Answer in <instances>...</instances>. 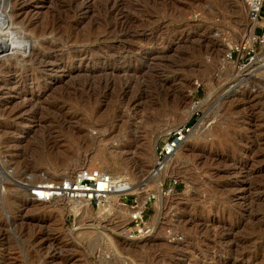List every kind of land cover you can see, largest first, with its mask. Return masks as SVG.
I'll return each mask as SVG.
<instances>
[{"label":"rangeland","instance_id":"374dc122","mask_svg":"<svg viewBox=\"0 0 264 264\" xmlns=\"http://www.w3.org/2000/svg\"><path fill=\"white\" fill-rule=\"evenodd\" d=\"M81 1L91 5L86 13ZM102 1L76 0L72 13L65 11L71 36L86 30L90 38L72 39L50 73L27 63L31 70L0 74V264H264V44L246 66L225 56L252 26L244 3L111 0L127 13L109 17ZM58 3L0 0V22L9 26L8 13L16 14L10 30L25 39ZM112 17L122 20L121 32H109ZM25 22L26 31L19 30ZM112 62L142 72L103 74ZM69 66L95 75L86 80ZM195 107L182 157L148 178L154 141ZM71 114L84 125L73 129L77 138L63 123ZM82 166L127 176L137 194H159L147 204L152 233L126 236L128 208L75 211L70 201L44 205L30 196L31 184ZM165 178L172 190L158 193Z\"/></svg>","mask_w":264,"mask_h":264},{"label":"built area","instance_id":"2783aa9c","mask_svg":"<svg viewBox=\"0 0 264 264\" xmlns=\"http://www.w3.org/2000/svg\"><path fill=\"white\" fill-rule=\"evenodd\" d=\"M244 3L247 17L255 22L253 31L244 40L235 42L226 51L229 60L237 61L242 66L255 62L260 47L264 44V0H241ZM240 53L237 60L234 54ZM242 59V60H241ZM193 125L191 117L185 122L172 127L161 137L155 147L153 162L148 171L149 176H156L168 165L171 157L181 147L187 136L191 133ZM170 182L166 185V178L162 184L165 194L166 188L172 190ZM29 193L32 199L51 202L57 199H71L89 203L93 207L108 209L114 202L120 206H130L128 226L124 232L128 237L148 236L153 231V225L147 218V204L155 199L152 188H148L144 202L141 203L139 195L134 192V184L126 177L113 176L106 170L98 167L82 166L62 176L47 178L42 182L30 185ZM112 211V210H111ZM110 212V211H108Z\"/></svg>","mask_w":264,"mask_h":264},{"label":"bare ground","instance_id":"6f19581e","mask_svg":"<svg viewBox=\"0 0 264 264\" xmlns=\"http://www.w3.org/2000/svg\"><path fill=\"white\" fill-rule=\"evenodd\" d=\"M76 0H59V3L58 5H56L55 7V11H56V14L55 12L53 14H51L50 18L49 19H44V23L42 24V26L40 27H36V28H30V32H31V36L30 37H27L25 39H22V38H19V33L16 31V30H10V25H14L16 24L15 23V15L11 14V13H8L9 14V23L10 25L8 26V23L7 26L8 28L5 29L4 27L6 26V24H1L3 22H0V33L2 32H6V30L9 31L8 33V36L5 38V36H1L0 37V42L2 45H4L3 47L0 48V56H3L5 57L4 60H1V61H4V62H0V74L4 75V73H11V74H15V73H23L24 70L26 69H29L31 70L30 68L27 67V63H29V67H32V69L34 71L36 70H40V72H43V74L47 75V73H50L48 72L50 67H51V70H52V64H53V59L56 58V56H62L63 52L65 51V49H68V47L70 46L69 45V42L73 39L74 41H81V42H84L86 40H88L90 38V31H86L83 32V33H80L78 34L77 36H75L74 38L71 36V23L70 21H65L66 19V12L70 11H66L67 9H71V13L73 11L74 8H76L75 6V2ZM121 1V0H120ZM241 1V0H240ZM16 2V1H15ZM111 3V0H106L105 2L102 1V4H100V6L103 5V9H104V13H107V16H111L112 14H116V12L118 13H122L124 10V8H122V4L121 2L117 3V4H113L112 6L110 5ZM116 3V2H115ZM124 3V2H122ZM243 3V2H242ZM128 4V3H127ZM124 7V6H123ZM128 7V6H127ZM78 8L82 9L84 13H86V11L88 9L91 8V5L86 2V1H81L80 4H78ZM126 8V7H125ZM129 9V8H128ZM66 11V12H65ZM8 12V11H7ZM78 12V11H77ZM76 12V13H77ZM127 13V11H124V13ZM27 13V12H26ZM74 13V12H73ZM103 13V12H102ZM100 14V13H99ZM129 14V13H128ZM70 15V14H69ZM67 15V16H69ZM74 15V14H73ZM105 15V14H104ZM122 15V14H121ZM120 15V16H121ZM126 16H128L127 14H124ZM132 15V14H131ZM3 16V15H2ZM23 16V15H22ZM47 16V15H46ZM113 16V15H112ZM116 16V15H114ZM123 16V15H122ZM130 16V14H129ZM25 17V16H24ZM72 17V16H70ZM124 17V16H123ZM29 18V17H28ZM45 18V17H44ZM48 18V17H47ZM98 18V17H97ZM68 19V18H67ZM75 19V18H74ZM109 19V18H108ZM125 19V18H123ZM127 19V17H126ZM24 20V19H23ZM119 19L117 20H113V17L112 19L110 20H107L106 19V24H108V26H110L111 28H109V32L113 33L114 32L116 33V31H120L121 29L119 28L120 27V23L121 21L119 22L118 21ZM77 21V19H76ZM75 21V22H76ZM125 21V20H124ZM129 21V19H128ZM131 21V20H130ZM251 21V20H250ZM29 24V26H32V21H27ZM79 22V21H78ZM92 22V21H90ZM117 23V27H116V24ZM126 23H129V22H126ZM131 23V22H130ZM129 23V24H130ZM27 24L26 22L25 23H22L20 26H19V30L23 31L25 29V26L27 27ZM83 24V23H82ZM98 24V23H97ZM105 24V25H106ZM128 24V25H129ZM133 24V23H132ZM131 24V26H132ZM25 25V26H24ZM100 25V24H99ZM125 25V24H124ZM255 25V22L252 21V26L250 27L249 29V33L247 36H249L251 34V32L253 31V27ZM75 26V25H74ZM122 26V25H121ZM130 26V27H131ZM87 27V26H85ZM113 27V28H112ZM129 27V26H128ZM129 27V28H130ZM4 28V30H2ZM29 28V27H28ZM118 28V29H117ZM123 28V27H122ZM105 29V27H104ZM127 29V28H126ZM125 29V30H126ZM106 31V30H105ZM121 32V31H120ZM126 32V31H125ZM7 34V33H6ZM5 34V35H6ZM75 34V33H74ZM130 34V33H129ZM76 35V34H75ZM117 35V34H116ZM119 35V34H118ZM106 36V35H105ZM9 37V38H8ZM111 37V36H109ZM114 37V36H113ZM96 38V37H95ZM108 38V37H107ZM128 38V37H127ZM91 39H92V36H91ZM129 40V39H128ZM126 41V40H125ZM129 42V41H128ZM36 43L38 44V46L36 47ZM120 43V42H119ZM124 45V44H123ZM110 46V45H109ZM118 46L117 44L114 45V48L118 49ZM71 48V47H70ZM123 48V47H122ZM79 49V48H78ZM88 51L90 50L89 48H86ZM98 49V48H97ZM121 50V49H119ZM128 50V49H127ZM131 50V49H130ZM87 52V51H85ZM91 52V51H90ZM121 53V52H120ZM90 54V53H89ZM88 54V55H89ZM110 54V52H109ZM115 54V53H114ZM82 55V54H81ZM111 55V54H110ZM116 55V54H115ZM126 56V55H125ZM168 56V55H167ZM64 57V56H63ZM160 57V56H159ZM166 57V56H165ZM262 59V58H261ZM260 59V60H261ZM117 60V59H116ZM161 62V61H160ZM159 62V63H160ZM9 63V64H8ZM109 68H111L110 71H105L103 74L107 75V76H119L121 74V77H134V76H139L140 73L138 72H142L141 70H139L137 67H133V66H130L129 64H120V65H117L115 63H109ZM147 64V63H146ZM155 64V63H154ZM158 65V64H156ZM160 66V65H158ZM163 66V65H162ZM39 67V68H38ZM151 67V66H150ZM153 67V66H152ZM151 67V69H152ZM164 67V66H163ZM70 70H68V72H71L73 73V71H77V75H82V76H86V80L87 78H90V76H94L95 75V70H93L92 68L88 69V68H74V67H71L69 66ZM160 68V67H159ZM240 69V67H238ZM148 69V68H147ZM155 69V68H153ZM66 70V69H64ZM116 70L118 71H122V73H118ZM162 70V69H161ZM151 71V70H150ZM155 72V70H154ZM70 73V74H71ZM147 73V72H146ZM146 73H143V74H146ZM157 73V72H156ZM41 74V73H40ZM142 74V73H141ZM150 74V73H149ZM152 74V73H151ZM100 75V74H99ZM124 75V76H123ZM146 76V75H145ZM1 77V76H0ZM4 77V76H3ZM98 77H102V76H98ZM141 77V76H140ZM139 77V78H140ZM143 77V76H142ZM118 78V77H117ZM120 78V77H119ZM118 78V79H119ZM8 82V81H7ZM16 83V82H15ZM5 84V83H4ZM8 84V83H7ZM13 84V83H12ZM18 85V84H17ZM3 86V85H2ZM2 86L0 85V96L2 94H4L3 90L1 91V88ZM11 87V86H10ZM12 88V87H11ZM7 92H10V91H7ZM173 93V92H172ZM177 95V94H175ZM173 98V97H172ZM39 99L38 96H35L34 100H37ZM33 100V99H32ZM29 101V100H28ZM139 102V101H138ZM31 103V102H30ZM36 103V101H35ZM33 103V105L35 104ZM32 106V105H31ZM48 108V106H47ZM42 107L41 108H38L37 111H41ZM44 109V108H43ZM197 109H199V107H195V109H193L190 114L187 116V118L185 119L188 120L194 112L197 111ZM35 110V109H34ZM35 112V115H34V118H36V114L38 112ZM53 111V110H52ZM4 115V114H3ZM2 115V116H3ZM33 117V116H32ZM58 117V116H57ZM73 117H76L74 116L73 114H71L70 118L68 117V119H65L67 120V122L62 119L63 123H66V125L68 126V131L71 132V134L76 137V132H73V129L76 128V130L79 128V127H82L84 125H81L79 123H75L77 122L76 119L74 122H73ZM33 118V119H34ZM63 118V117H62ZM72 119V120H71ZM80 120V119H79ZM184 121V122H185ZM80 122V121H79ZM183 123V122H181ZM180 123V124H181ZM26 124V123H25ZM28 124V123H27ZM62 124V123H61ZM179 125V124H177ZM75 126V127H74ZM86 126V125H85ZM176 126V125H175ZM63 127V126H61ZM174 127V126H173ZM63 129V128H62ZM85 130L88 131L87 128H85ZM194 130V125H193V128H192V131ZM43 131H45V129H43ZM191 131V133H192ZM47 132V131H46ZM169 132V130L167 131V133ZM190 133V134H191ZM190 134L188 136H190ZM100 135V134H99ZM102 135V134H101ZM166 135V132L165 133H162L159 137L156 138V140L154 141V144L152 146H156L157 144V140H159L161 137L165 136ZM187 136V138H188ZM35 138V137H34ZM77 138V137H76ZM186 138V140H187ZM38 139V137H37ZM186 140L183 142V144L181 145V147L175 152V154L171 157L168 165L166 166V168L163 170V171H167L169 169L170 166H172V162L174 161L175 158H179V157H182V146L184 144H186ZM34 148V147H32ZM36 148V147H35ZM23 149V148H22ZM21 149V150H22ZM25 150V149H24ZM28 150V149H27ZM31 150V149H30ZM101 150V149H100ZM97 151L99 152V148L97 149ZM154 151V154H153V157L155 155V150ZM21 152V151H20ZM67 152V151H66ZM33 153V151H32ZM101 153V152H100ZM99 153V154H100ZM22 154V152H21ZM96 154V153H95ZM97 155V154H96ZM95 155V156H96ZM99 157V155H98ZM96 159V158H95ZM101 159V158H100ZM162 171V172H163ZM160 174V173H159ZM158 175V174H157ZM156 175V176H157ZM113 176H117L116 174H114ZM126 178H128L127 176H124ZM154 177V176H152ZM130 180V178H128ZM44 181V179H42ZM163 179H161V181L158 183V188H159V192L158 193H161V189H162V184H163ZM130 182H132L130 180ZM145 186V184L143 185ZM133 190L135 192V188L133 186ZM145 189H143V192L141 193H138L139 195V198H140V201H141V196L142 195H146V192ZM141 194V195H140ZM159 195V194H158ZM155 194V201L158 202L160 200V196H158ZM34 200V199H33ZM60 201H70L71 203V207L75 210V211H78L80 208H86V211H90L92 210V207L89 203H86V202H82V201H78V200H71V199H64V198H61V199H57L55 201H51V202H44V201H39V200H34V202H37V203H41V204H47V203H56V202H60ZM144 202V201H143ZM141 201V203H143ZM76 205V206H74ZM116 205L118 207H120L121 209H126L128 208L129 209V212H130V206L126 205V206H120V205H117L116 203H112L111 204V207H109L108 209H105V208H102V207H93V208H97L98 209V213H105V212H108V211H111L112 210V207ZM114 212V210H113ZM92 213V211H91ZM129 215V214H128ZM128 218V217H127ZM127 236V235H126ZM128 237V236H127ZM135 238H138V237H135Z\"/></svg>","mask_w":264,"mask_h":264}]
</instances>
